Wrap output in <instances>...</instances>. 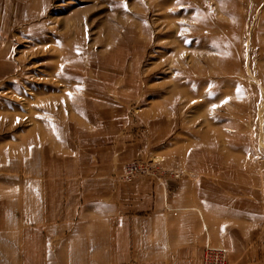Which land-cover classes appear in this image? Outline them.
Instances as JSON below:
<instances>
[{"label": "rangeland", "instance_id": "rangeland-1", "mask_svg": "<svg viewBox=\"0 0 264 264\" xmlns=\"http://www.w3.org/2000/svg\"><path fill=\"white\" fill-rule=\"evenodd\" d=\"M184 179L264 264V0H0V264H144Z\"/></svg>", "mask_w": 264, "mask_h": 264}, {"label": "crops", "instance_id": "crops-1", "mask_svg": "<svg viewBox=\"0 0 264 264\" xmlns=\"http://www.w3.org/2000/svg\"><path fill=\"white\" fill-rule=\"evenodd\" d=\"M192 182H178L168 191L166 203L165 195L158 202L161 211L169 204V215L156 212L154 218L145 220L138 249L144 264H201L203 249L209 244L205 227L219 214L197 185L199 181ZM150 221L154 222L153 229Z\"/></svg>", "mask_w": 264, "mask_h": 264}, {"label": "built area", "instance_id": "built-area-1", "mask_svg": "<svg viewBox=\"0 0 264 264\" xmlns=\"http://www.w3.org/2000/svg\"><path fill=\"white\" fill-rule=\"evenodd\" d=\"M202 264H227V254L223 248L206 246L202 255Z\"/></svg>", "mask_w": 264, "mask_h": 264}]
</instances>
